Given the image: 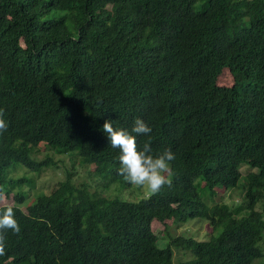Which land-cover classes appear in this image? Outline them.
<instances>
[{"label": "trees", "instance_id": "16d2710c", "mask_svg": "<svg viewBox=\"0 0 264 264\" xmlns=\"http://www.w3.org/2000/svg\"><path fill=\"white\" fill-rule=\"evenodd\" d=\"M224 70L232 86L218 85ZM0 109V208L12 206L21 228L4 233L0 264H172V249L191 254L181 264L264 259V0H0ZM137 118L152 128L139 148L175 155L171 187L105 199L71 165L20 209L26 170L54 164L40 152L128 185L103 124L131 131ZM241 178L240 204L216 201ZM194 219L209 238L160 246L151 228Z\"/></svg>", "mask_w": 264, "mask_h": 264}, {"label": "rangeland", "instance_id": "374dc122", "mask_svg": "<svg viewBox=\"0 0 264 264\" xmlns=\"http://www.w3.org/2000/svg\"><path fill=\"white\" fill-rule=\"evenodd\" d=\"M218 85L220 86H232L233 78L228 70H224L220 77L217 80ZM45 154L51 158V161L55 164L45 166L42 170L38 171H27L25 177L29 179V184L22 187L24 192L29 193V198L26 201L19 205L20 209L25 211V209L33 203L35 198L44 193L49 194L51 190L56 186V184L61 181L64 177L66 170H71V165H74V180L77 184H81L83 181L87 186V190L90 193H98L99 197L105 199H118L120 201L137 203L142 199H146L152 193L149 192L146 188H140L128 183L124 185L120 183H114L109 186L106 185V181L102 176L95 175L93 173L92 166L86 167L80 163V160L77 157H69L65 155H58L52 151L49 152H40L38 155L39 159H43ZM23 171L18 169L14 175L22 173ZM248 172V168L243 166L241 168L242 176ZM241 184H243V179L241 178L238 182L237 188L230 190H220L217 196L216 201L225 203L229 207H234L241 203L244 199V190L241 189ZM89 186V189H88ZM208 193H201L202 199L205 201V197ZM12 198L3 199L2 205L10 204L12 205ZM257 210L261 211L260 203L256 206ZM153 232L158 237V244L164 246L172 238L178 236L191 237L197 240H206L210 236L212 228L209 226L208 222L204 220L194 219L188 221L184 225H177L171 221L166 223H160L158 221H153L151 224ZM264 248V235L263 241L259 244ZM173 250L172 264H181L182 262L193 259L191 254L189 255L186 251L183 250ZM264 259L261 262H255L254 264H262Z\"/></svg>", "mask_w": 264, "mask_h": 264}, {"label": "clouds", "instance_id": "9594fccd", "mask_svg": "<svg viewBox=\"0 0 264 264\" xmlns=\"http://www.w3.org/2000/svg\"><path fill=\"white\" fill-rule=\"evenodd\" d=\"M7 130L8 123L4 119V110L0 109V135ZM103 131L110 141L111 147L119 150L118 174L123 177L125 182L146 188L152 194L159 193L166 185L171 187L170 162L175 159V155L168 148L162 152L153 153L150 141L146 142L142 149L138 147L136 136H147L152 132V128L143 119H135L131 131L116 128L111 120H105ZM7 230H11L17 235L21 232L12 206L0 208V256L5 254L6 237L4 233Z\"/></svg>", "mask_w": 264, "mask_h": 264}]
</instances>
